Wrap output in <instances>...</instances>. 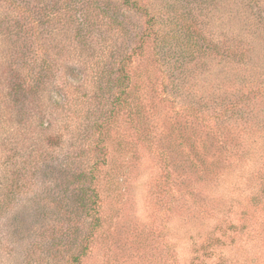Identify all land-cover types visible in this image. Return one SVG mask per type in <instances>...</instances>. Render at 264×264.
<instances>
[{
    "label": "rangeland",
    "instance_id": "obj_1",
    "mask_svg": "<svg viewBox=\"0 0 264 264\" xmlns=\"http://www.w3.org/2000/svg\"><path fill=\"white\" fill-rule=\"evenodd\" d=\"M138 1L149 15L121 12L132 35L126 98L142 118L123 111L118 120V101L92 89L109 72L86 65L72 76L64 59L85 53L59 32L40 58L34 50L35 60L24 58L9 28L16 11L0 0V200L16 190L0 264H264V72L243 83L264 64L230 46L239 0ZM111 25L95 27L90 62L107 58L109 67L118 57L119 24ZM42 56L56 58L54 79L10 94ZM113 105V120L88 140L95 112ZM90 176L101 225L89 245L80 192L92 188Z\"/></svg>",
    "mask_w": 264,
    "mask_h": 264
},
{
    "label": "trees",
    "instance_id": "obj_2",
    "mask_svg": "<svg viewBox=\"0 0 264 264\" xmlns=\"http://www.w3.org/2000/svg\"><path fill=\"white\" fill-rule=\"evenodd\" d=\"M116 1H118V14L116 11H113L110 0H4V3L16 11V15L13 16L14 19L11 20L12 23L9 25V28H15L21 35L19 37L24 41L21 53L23 52L26 54L24 58H28L27 56L33 53V50L35 53H38L40 58V53L47 52V48L49 49L51 47V42L48 41H53L54 36L59 32L61 40L74 44L75 52L81 50V52L85 53L83 57L79 56L78 60L73 59L71 61L67 58L64 59L65 63L68 65L67 70L70 71V74L73 76L72 72L76 70L84 72L86 65H91V70H93L92 74H94L95 71H97L95 74L103 75L109 72V77L105 76L108 82L104 84L102 76L99 83L93 85L92 89H94L96 85H101L99 86V88L101 87L100 90H103L102 87L106 88L105 91L108 94L107 98L102 96L103 100L106 99V101L110 102L118 101V120L120 119V113L123 111H126L128 116L132 115V120H134L135 117L141 120V113H137V110H135L134 114L132 105L135 104L134 101H130V99L126 98L131 83L127 66L130 63V55L132 53L127 54L125 51V44L132 35L126 26V21L129 16H124L126 15L125 11H121L127 10L129 13L133 12L135 14L144 11L147 15H149L150 11L146 4H141L138 0ZM30 4L33 5L32 8L29 7ZM238 5L242 6L241 11L236 9ZM234 9L237 12L234 11L235 13H232V28L234 27V29L230 46H233L235 50H240V54L245 58H248L249 53L252 54L255 60L260 62L261 65H259V67L262 68V64H264V0L235 1ZM120 14L122 20L119 19ZM115 23L119 24L118 36L121 40L119 42L118 57L114 59L109 67L107 58H101L98 61L95 60V62H90V52L92 48H89V44L98 39V30H96L95 27H97L98 24H106L107 27H110L112 26L111 24ZM46 34H48V38L45 37ZM143 36H145V34ZM141 39V43H143L146 38L142 37ZM35 53H33L32 56L34 60L36 56ZM55 59L56 58L52 56H42V60H40L41 62L38 65V73L32 75V73L27 70L28 72L25 75H21L22 77H17L15 80H12L10 94L16 96V94L23 92L32 93L33 91L39 90L42 85L49 83V80L55 77L53 73L56 65ZM250 71L253 73H250L251 76H249L248 81H244L243 83H250L249 86H252L254 85L253 78L255 75H262L264 69L258 70L251 65ZM79 78H76V80ZM71 82H65L64 84L66 87H69L73 83ZM69 83L71 84L69 85ZM89 83L90 81L86 82L87 85ZM113 90L116 91V95L112 93ZM193 110L195 111L196 109ZM196 112L199 113V111ZM89 113L90 111H88V109L81 107L80 115H88ZM95 113L98 116L92 118L90 129L88 127L90 131L88 140L90 141L92 135L97 137L96 132L100 131V129H104L109 119L113 120L117 110L115 105H113L108 112L101 110ZM100 134L103 133L100 132ZM200 163L204 165L202 161H200ZM174 165L179 166L177 162H175ZM190 166L197 168V166L193 164ZM90 178L92 188L86 186L85 190L80 192L81 204H83L82 210L86 215L92 217V222L89 224L90 235L87 237L89 245L93 239L92 235L94 229L101 225L100 217L96 216L99 214L98 194L92 190L96 178L94 176H90ZM15 192L16 190L11 186L0 200V228L3 226V220L9 217L7 215H9V212L15 207L9 200V196L14 195ZM88 244L86 247H88ZM79 260V256L75 257V261Z\"/></svg>",
    "mask_w": 264,
    "mask_h": 264
}]
</instances>
